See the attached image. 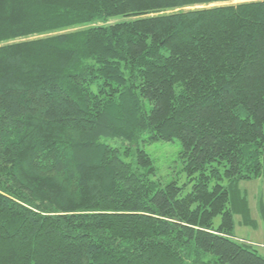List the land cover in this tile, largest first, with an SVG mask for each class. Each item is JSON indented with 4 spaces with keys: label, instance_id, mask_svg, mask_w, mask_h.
Wrapping results in <instances>:
<instances>
[{
    "label": "trees",
    "instance_id": "16d2710c",
    "mask_svg": "<svg viewBox=\"0 0 264 264\" xmlns=\"http://www.w3.org/2000/svg\"><path fill=\"white\" fill-rule=\"evenodd\" d=\"M262 177L264 0H0V264H264L231 200Z\"/></svg>",
    "mask_w": 264,
    "mask_h": 264
},
{
    "label": "rangeland",
    "instance_id": "374dc122",
    "mask_svg": "<svg viewBox=\"0 0 264 264\" xmlns=\"http://www.w3.org/2000/svg\"><path fill=\"white\" fill-rule=\"evenodd\" d=\"M109 144L119 143L111 141ZM143 149L153 161L156 169L154 177L156 181L162 185L176 182L182 187L183 194L190 192L193 181H188L182 171L178 141L148 145ZM231 200L233 202L232 220L235 240L251 245L264 258V177L240 181L237 190L231 194ZM241 204H244L245 207H239ZM242 208L247 210L246 213ZM219 224L220 216H217L213 219V225L218 226Z\"/></svg>",
    "mask_w": 264,
    "mask_h": 264
}]
</instances>
